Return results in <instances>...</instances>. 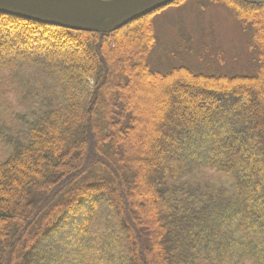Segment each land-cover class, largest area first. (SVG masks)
Masks as SVG:
<instances>
[{
	"label": "trees",
	"instance_id": "1",
	"mask_svg": "<svg viewBox=\"0 0 264 264\" xmlns=\"http://www.w3.org/2000/svg\"><path fill=\"white\" fill-rule=\"evenodd\" d=\"M222 2L253 74L152 69L150 15L105 33L0 14V264H264V0ZM197 166L231 189L171 181Z\"/></svg>",
	"mask_w": 264,
	"mask_h": 264
},
{
	"label": "rangeland",
	"instance_id": "2",
	"mask_svg": "<svg viewBox=\"0 0 264 264\" xmlns=\"http://www.w3.org/2000/svg\"><path fill=\"white\" fill-rule=\"evenodd\" d=\"M222 1L181 0L175 4L164 5L156 9V12L152 11L147 14L150 16L146 17V20H149L150 24L152 23L153 31L157 38L156 44L145 57L148 65L152 69L161 72L168 71L175 66L185 65L195 72L206 74H253L258 68L259 48L256 46L254 49H250L252 31L244 30L232 10ZM56 50L57 54L66 52L62 49ZM12 51L14 50L10 52ZM51 52L55 53V51ZM165 84L156 83L157 89H150V94L148 92L144 94V100L148 102L150 96L168 86ZM169 86L170 90L168 93L171 95L179 97L185 95V90L178 89L175 84L169 83ZM224 96L225 99L221 98V101L218 99L217 105L219 109L224 108V105L228 103V100L233 95L228 92ZM15 104L18 108L24 107L16 100ZM215 107V104H210L208 108L205 107L204 109L207 111L204 110L201 113L204 116L201 115L202 118L209 119L216 112ZM187 114L191 115V112L189 111L188 113L187 111ZM219 134H223V127H210V135ZM196 137V140L204 139L203 141H209L207 136ZM243 145H246L245 149L236 153L238 162H243L246 158H249V155L256 156V143L247 142ZM231 147L233 150L234 147ZM177 150L181 151L183 149L179 146L169 152L174 154ZM175 180H189L228 190L231 189L232 184L229 176L209 166L198 168L192 176L186 172H178L171 179V181ZM105 190L109 191V189ZM102 191L101 189L100 197L104 199L106 196ZM257 215L261 221H264L262 212L258 211ZM114 231L118 232V228H114ZM60 250H56L55 253H60Z\"/></svg>",
	"mask_w": 264,
	"mask_h": 264
},
{
	"label": "water",
	"instance_id": "3",
	"mask_svg": "<svg viewBox=\"0 0 264 264\" xmlns=\"http://www.w3.org/2000/svg\"><path fill=\"white\" fill-rule=\"evenodd\" d=\"M175 0H0V14L109 33Z\"/></svg>",
	"mask_w": 264,
	"mask_h": 264
}]
</instances>
